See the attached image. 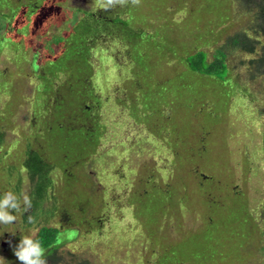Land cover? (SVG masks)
I'll use <instances>...</instances> for the list:
<instances>
[{"label": "rangeland", "instance_id": "374dc122", "mask_svg": "<svg viewBox=\"0 0 264 264\" xmlns=\"http://www.w3.org/2000/svg\"><path fill=\"white\" fill-rule=\"evenodd\" d=\"M223 1L189 0L187 8L170 4L173 21L190 15L192 34L179 41L173 30H167L168 39L162 34L156 42L177 41L185 50H195L194 34L205 43L210 25L227 17ZM226 1L234 12L235 26L215 43L198 48L208 52L209 60L232 33L246 30L250 36L257 28L255 2L248 5L242 0L243 6L239 0ZM45 2L57 6L53 16L43 19L39 28L29 27L25 35L16 22L0 18V48L6 47L0 49V126L4 129L0 130V197L12 191L21 198L22 208V194L32 200L28 212L11 213L15 222L0 224V264H21L14 249L22 236L33 238L42 225L61 230L56 252L60 264H164L167 260L171 261L166 264H264V75L251 78L253 70L247 63L257 57L260 43L252 54L239 47L228 54L226 61L240 88L232 85L237 92L229 98L222 120L226 101L221 90L227 96L230 90H209L205 85L204 94L188 99L191 110L184 107V99L175 97L172 105L160 107L161 121L150 120L158 119L153 109L138 112L142 120L137 121L131 108L142 103L143 87L139 76L131 72L138 60L133 59L132 49L147 43L141 41L140 28L149 33L157 30L155 20L139 27L146 20L142 2L134 6L129 0L108 10L97 0ZM130 5L133 10L127 9ZM6 11L0 8V16ZM127 16L131 18L127 26L117 22L118 17ZM196 16L215 21L197 29ZM80 19L92 29L86 84L98 97L97 102L85 99L83 105L93 115L94 124L99 119L104 126L88 157L82 156L83 138L66 127L67 122L82 125L76 108L79 95L72 89L70 95L61 89L65 126L55 124L60 120L56 107L50 129L42 132L43 145L32 143L30 129L38 122V112L44 110L39 98L34 100L39 67L32 60L57 55L59 46L53 35H68ZM11 40L20 46L12 48ZM21 54L26 63L21 62ZM173 65L168 61L162 80L170 70L182 71ZM63 79L62 73L53 77L55 86ZM128 79L136 86L134 91L126 86ZM8 87L14 92L13 99ZM204 97L208 99L203 101ZM170 115L172 121L167 120ZM65 166L71 169L67 174H63ZM28 216L35 222L28 223Z\"/></svg>", "mask_w": 264, "mask_h": 264}, {"label": "trees", "instance_id": "16d2710c", "mask_svg": "<svg viewBox=\"0 0 264 264\" xmlns=\"http://www.w3.org/2000/svg\"><path fill=\"white\" fill-rule=\"evenodd\" d=\"M11 0H0V8L6 7L9 11L1 13L0 18L8 19L10 22L13 20L16 22V25L19 26V30L22 35L27 34L29 27L39 28L42 20L48 17H52L54 11L57 9V6H53L52 4H46L45 0H35L25 4V2H17L16 4H11ZM247 1V4H251L255 2L257 4L255 15H256V24L257 28L253 29L254 34L248 35L246 30L239 31L236 33H232L229 37L231 39L227 40L226 43L223 45H219L215 48V51L212 55V59H208V52L202 49H198L201 45H206L209 43H215L218 40L219 35L224 33H229L231 28L235 26V22L233 21L234 12L231 11L229 1L224 0L222 5L226 7L227 10V17L224 18L222 21L216 20V26L210 25L215 20H209L202 17L196 16L198 23L195 27L198 28H205L210 25V31L208 33V37L205 38V43H200V35L195 36L194 34V43L196 48L193 51H188L179 46L180 43H158L156 42L158 37L162 34L166 37L167 30H173L175 37L177 36L176 40H179L180 37L187 36L192 34V28L188 21L190 15L184 17L182 21L176 22L173 21L174 13H171L173 9L169 8L170 4H175L176 6L187 8L190 5L189 0H181L180 3H172L171 1L162 0H141L142 7L144 8V14L146 15L145 21L139 24V27H145L147 22L150 20H155L154 25L156 26L157 30L155 29L154 32L149 33L140 28L139 36L141 41L145 40L144 42L139 45L136 44V47L132 52L133 59L134 57L137 58V64L131 67V72L135 74V76L140 79V84H142L143 89L142 91V103L140 101L139 105H135V108H131L132 115L137 118V121L142 120L141 116H138V112L142 110L150 111L153 109L157 112L158 119L150 118L151 121L159 120L161 121L162 115L159 112L161 106H167L169 104L172 105L173 100L175 97L184 99L183 105L187 109H190L188 104V99L193 98L196 96H200V94H204L205 85L208 86L209 90L215 89H222L228 88L230 90L229 95L227 96V92L225 90H221V92L225 95V108L222 111V118L226 113L227 105L229 102V98L232 94L236 93L237 90L234 92L232 85H236V87L240 88V83H238L234 79V75L232 76L230 72L229 65L226 61L228 54L234 48L239 47L246 53H254L256 51V46L260 43L257 51V57H251L247 63L249 64V70H253L251 73V78L256 75H264V40L260 41V37H264V0H244ZM240 4L244 6L242 0H239ZM246 4V5H247ZM217 7L214 4H211ZM11 8V9H10ZM133 6L130 5L127 9L133 10ZM168 10L170 12H168ZM167 11V12H165ZM250 12V11H249ZM92 12H85V14L89 15L90 17L93 16ZM117 16L111 21V23L116 20ZM117 22L123 23L127 26L128 22L130 21V16L126 19H121V17ZM163 19L165 21L163 22ZM175 23V26L172 24ZM18 22V23H17ZM162 22V27H161ZM114 23V22H113ZM209 23V24H208ZM180 25V26H178ZM207 25V26H205ZM162 29H161V28ZM181 28V31L179 30ZM160 30L162 32H160ZM92 29L90 24L85 19H80V22L72 29L68 35H53L54 42L59 46L58 54L55 56L46 55L45 57H40L38 59L32 60V65L35 64L36 67H39V71L37 72L39 84L35 87V97L34 100L39 98V101L42 102L41 108L44 107V110L41 114L38 112V122L36 124H32L30 129L33 130L31 140L32 143L39 146L43 145L42 141V132L45 130L47 132L51 127V119L55 108L57 107V114L60 117V120L57 123L60 126L63 125V117L67 118L65 114L66 110L61 108V89L67 91V94L70 95L71 89L73 94H77L78 101L76 102V108L78 114L82 116V125L81 123L77 124V122L71 126H69V122H67L68 128H72L73 131L80 135L83 138L85 145L84 149L82 150V156L88 157L89 152H93L94 145L100 141L102 132L104 130V126L99 119L96 121V125L94 124L95 119L93 115L88 114V110L83 105L85 99H89L91 102H97V96L94 92L87 87L86 79H88V74L90 73V62H89V42L88 36L91 33ZM165 31V32H164ZM210 32L212 36L210 35ZM261 32L262 34H259ZM160 33V34H159ZM222 36V35H221ZM56 37V38H54ZM157 37V38H156ZM168 39V38H167ZM181 41V40H179ZM184 41V40H183ZM1 42V41H0ZM153 42V43H152ZM11 44V43H10ZM15 44L19 47L18 43H13L11 45L12 48H16ZM3 43H0V46ZM7 45V43L5 44ZM9 45V44H8ZM52 47V45H51ZM181 47V48H180ZM6 48V47H2ZM0 48V49H2ZM22 48V47H21ZM26 49V47H23ZM152 49L153 54H149L150 50ZM21 62H25L23 60V54ZM20 58V59H21ZM39 61V62H38ZM168 61H173L175 66H179L182 69L181 72L174 73L171 70L168 72V77L163 79L162 73L164 72L163 68L167 67ZM26 63V62H25ZM145 63H148V67H145ZM166 65V66H165ZM64 75V79L59 83V85L54 84L53 77H58L59 74ZM144 74V77L141 78V75ZM126 86L129 85V90L134 91L136 87L134 83H130L129 79L126 81ZM200 83V84H199ZM4 88V86H3ZM2 88V89H3ZM133 88V89H132ZM139 88V87H138ZM173 88V90H172ZM7 89V88H6ZM6 89L3 90L6 91ZM1 90V88H0ZM9 90V87L7 91ZM197 90L199 92H197ZM243 92L245 90L241 89ZM2 91V90H1ZM6 91V92H7ZM10 91V90H9ZM13 91H10V96L13 99ZM37 97V98H36ZM154 101V104L152 100ZM53 98V99H52ZM208 99L206 97L203 98V101ZM33 100V101H34ZM50 100H52L50 102ZM210 101V99H209ZM12 102L10 100L6 106L5 110L8 112L9 104ZM171 102V103H170ZM33 103V102H32ZM72 104V102H71ZM142 105H148V107H143ZM153 105H156L153 107ZM34 107V105H33ZM183 109V107H182ZM192 109V106H191ZM190 109V110H191ZM34 110V109H33ZM14 111V110H13ZM50 112V115L46 118V112ZM35 112V111H33ZM141 113V112H140ZM65 115V116H64ZM79 115V116H80ZM173 116L174 113L172 114ZM2 118V115H0ZM227 117V115H226ZM174 117L169 116L167 119L168 121H172ZM139 119V120H138ZM1 120V119H0ZM68 120H70L68 118ZM73 119L71 118L70 121ZM80 122V120H79ZM88 124V127H84ZM97 126V130L94 129ZM168 127V126H167ZM170 129V127H168ZM3 127L0 126V130ZM4 130V129H3ZM71 130V129H70ZM171 130V129H170ZM173 132V131H172ZM262 143L261 147L264 152V123L262 127ZM93 136V137H91ZM38 142V143H36ZM46 145V143L44 142ZM36 152V151H35ZM80 154V153H79ZM78 154V155H79ZM77 155V156H78ZM65 172L63 174H67L71 171V169L67 166L63 168ZM92 192H94V187L90 188ZM95 194V193H93ZM263 219H264V206H263ZM61 230L59 227H55L52 225H42L37 229L36 234L34 235L33 239L38 240L42 247L45 249L44 251V258L46 260V264H60L61 258L56 256L57 252V244L61 240L60 237ZM172 256H169L168 259H171ZM171 260L164 261V264L168 263ZM79 264V263H77ZM80 264H86V262H81Z\"/></svg>", "mask_w": 264, "mask_h": 264}, {"label": "clouds", "instance_id": "9594fccd", "mask_svg": "<svg viewBox=\"0 0 264 264\" xmlns=\"http://www.w3.org/2000/svg\"><path fill=\"white\" fill-rule=\"evenodd\" d=\"M100 7L104 10L115 7L116 5L124 6L129 0H97ZM141 0H131L134 6H138ZM23 208L21 207V198L12 191L6 192L0 197V224H10L15 222L16 216L12 212H28L32 208V200L26 194H22ZM28 223H34V217H27ZM45 249L38 240L30 236H22L18 245L14 249V255L21 264H46L44 258ZM2 259V258H0Z\"/></svg>", "mask_w": 264, "mask_h": 264}, {"label": "flooded vegetation", "instance_id": "af4514ba", "mask_svg": "<svg viewBox=\"0 0 264 264\" xmlns=\"http://www.w3.org/2000/svg\"><path fill=\"white\" fill-rule=\"evenodd\" d=\"M1 36H4V35H1ZM12 41V43H15L13 40H11ZM11 241H13V240H11Z\"/></svg>", "mask_w": 264, "mask_h": 264}]
</instances>
